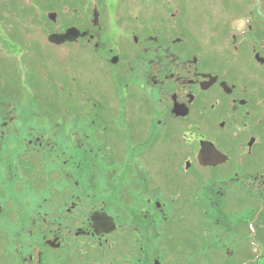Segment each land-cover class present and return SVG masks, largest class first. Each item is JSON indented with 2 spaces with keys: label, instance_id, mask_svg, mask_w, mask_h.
I'll return each mask as SVG.
<instances>
[{
  "label": "flooded vegetation",
  "instance_id": "af4514ba",
  "mask_svg": "<svg viewBox=\"0 0 264 264\" xmlns=\"http://www.w3.org/2000/svg\"><path fill=\"white\" fill-rule=\"evenodd\" d=\"M251 5L231 46L263 65L264 16ZM187 10L0 0V264L192 258L196 237L176 228L195 211L200 241L223 231L264 245V68L212 55ZM211 16L231 33L233 19ZM70 28L76 38L53 40ZM166 177L185 181L166 192Z\"/></svg>",
  "mask_w": 264,
  "mask_h": 264
},
{
  "label": "rangeland",
  "instance_id": "374dc122",
  "mask_svg": "<svg viewBox=\"0 0 264 264\" xmlns=\"http://www.w3.org/2000/svg\"><path fill=\"white\" fill-rule=\"evenodd\" d=\"M182 1L187 2V6H188L187 13L192 21L194 32L199 34V40H202L203 43L207 45V48L210 49L209 52L212 55L213 53L216 54L217 52L219 57L221 58L227 57L234 65L236 66L239 65L246 69L249 67L264 68V64L258 65L256 62L254 63L251 58L245 57L242 60L240 56L238 55L234 56L233 53L235 51L231 46V44H234L236 42L235 39L232 37V35L234 34H236L237 36L236 43L240 44L241 38L239 36L241 35V31H243L244 28L243 21L240 20L236 21V19H240L247 12L251 11L253 7L252 5H254V3L256 5L257 13L263 17L264 0H182ZM195 2L197 3L198 6L197 9L193 4ZM247 3H252L251 5L252 7L247 6ZM69 5L78 7L77 4L75 5L73 3H70ZM125 5H127L126 2L122 4L124 8ZM70 11L72 13L73 9ZM212 14L214 17V21L217 24H221L222 19H224V21L222 22L223 25L225 19H233V21L236 23H234L233 25L229 24L232 27L231 33L227 32V30L224 28L220 30V28L223 27L220 25H219L220 27L217 25V28L216 27L214 28L213 24L208 21L209 19H211ZM104 21L106 22L109 21V23L105 25L107 28H109L110 20L108 19V16L103 18V22ZM208 26L212 28H208ZM41 60L42 59H39L37 64H40ZM27 70L31 71V67L27 66ZM21 77L25 78L24 71H22ZM110 98L112 97H107L106 100L107 104L110 101ZM165 160L169 162L168 159ZM199 177L200 178L205 177L204 173L201 174ZM182 180L185 181V178H181V179L172 178L170 180L169 177H166V182L164 181L166 183V189H165L166 192H169L168 190L169 188H174L172 182L180 181V185L183 186L184 183L181 182ZM167 183L170 184L168 185ZM185 187L187 189L192 188L186 182H185ZM204 189L206 190V186L204 187ZM190 204L193 206H198L195 203L192 204L191 201ZM204 204L205 202L202 201L201 204L199 205L200 211L202 210L201 205L205 210L203 206ZM187 214L188 216H186V218H184L182 222L183 227L179 229L176 228V232H177V236L179 237H188L189 239H191L192 237H196L193 240L195 242L194 248L196 249L195 252L196 256L192 258L182 257L181 259H175L174 255L168 256L167 251L165 250V255L163 259L159 260L161 264H264V256L252 258L255 255L256 250L259 251L260 253L261 252L264 253V245H256L254 249L251 248L245 249V245H247L246 240L243 239L238 243L240 237L235 234L229 236L227 233L225 234L222 231L221 234H219L220 237L217 236L219 239H217L215 235L207 236L205 234H202L201 235L202 239L203 241L206 242V245H202L205 244V242L197 239V237L201 238L199 236V227L201 222L200 213L195 211L193 214H191L190 212H187ZM236 214L237 213H235V216L232 215V219H236ZM210 220L211 218L207 219V221ZM158 232L160 234L161 240H157V241H164V237L162 236L169 233V231H167V229L165 230L164 228H159ZM230 242H234L235 244L238 243L237 244L238 249L236 251V254L228 255L226 253L228 250H230V245H231ZM160 250L163 251V246L160 248ZM203 250H205L207 255H200Z\"/></svg>",
  "mask_w": 264,
  "mask_h": 264
},
{
  "label": "water",
  "instance_id": "95a60500",
  "mask_svg": "<svg viewBox=\"0 0 264 264\" xmlns=\"http://www.w3.org/2000/svg\"><path fill=\"white\" fill-rule=\"evenodd\" d=\"M51 17H55V14H52ZM79 35V32L75 28H70L67 30V32L63 36L53 35L52 38L55 40V42L60 43L65 40H71L72 38H76ZM96 230L98 231L99 227L95 225ZM99 232V231H98Z\"/></svg>",
  "mask_w": 264,
  "mask_h": 264
}]
</instances>
